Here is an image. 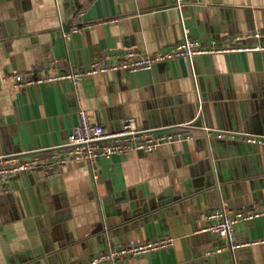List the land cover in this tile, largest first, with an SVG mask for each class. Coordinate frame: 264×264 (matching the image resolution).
Here are the masks:
<instances>
[{
    "label": "crops",
    "instance_id": "1",
    "mask_svg": "<svg viewBox=\"0 0 264 264\" xmlns=\"http://www.w3.org/2000/svg\"><path fill=\"white\" fill-rule=\"evenodd\" d=\"M184 28L204 42L264 43V0H0V153L49 159L67 147L80 109L110 130L128 118L142 129L197 123L189 141L100 157L93 170L69 161L12 177L0 186V264H73L162 235L174 244L116 264H264V216L236 225L235 243L260 242L248 247L215 252L225 238L203 231L216 209H264V146L239 139L264 138V52L79 83L18 88L10 77L54 61L83 69L107 52L169 49ZM204 126L236 139L209 137Z\"/></svg>",
    "mask_w": 264,
    "mask_h": 264
},
{
    "label": "built area",
    "instance_id": "2",
    "mask_svg": "<svg viewBox=\"0 0 264 264\" xmlns=\"http://www.w3.org/2000/svg\"><path fill=\"white\" fill-rule=\"evenodd\" d=\"M176 3L178 7H181L184 0H176ZM84 28L74 27V31L79 32ZM261 36L260 32L253 34V37L257 39ZM235 40L237 44L232 43L231 45H220L216 39L204 42L192 37L189 30L184 28L182 39L169 49L150 53L138 50L107 52L83 69L69 67L66 70H61L60 61H54L52 66L42 72H15L10 77L14 79L18 88L66 80L79 83L82 79L113 71H126L129 73L143 70L150 71L158 63L175 59H187L192 62L193 59L205 55L264 52V43L241 44L239 43L241 37H237ZM78 115L79 122L69 136L67 147L56 149L47 160L37 154L21 157L0 153V186H4L12 177L21 173L37 169H44L53 173L69 161L88 164L93 170L95 160L100 157L110 158L114 154L130 151L147 153L158 149L164 144L189 141L194 137L192 127L195 120L183 123L175 130L165 128L158 130L142 129L134 119L128 118L123 121L120 129L110 130L102 124L92 122L89 113L85 109H80ZM202 129L205 135L209 137L236 139L234 133H228L222 129L209 126H204ZM239 139L248 144L264 146V138L262 137L245 134ZM94 178H97V176L94 175ZM261 216H264V209L230 210L222 207L209 213L207 218L210 221L203 228V231L225 238V246L217 248L215 252L221 253L228 248L235 250L248 247L260 242L235 243V227L239 223L250 222ZM174 242L175 240L170 235H162L145 241L130 240L123 247L109 248L107 251L73 264H116L119 258H136L151 251L167 249Z\"/></svg>",
    "mask_w": 264,
    "mask_h": 264
},
{
    "label": "water",
    "instance_id": "3",
    "mask_svg": "<svg viewBox=\"0 0 264 264\" xmlns=\"http://www.w3.org/2000/svg\"><path fill=\"white\" fill-rule=\"evenodd\" d=\"M196 124H197V123H196V122H194V125H196ZM236 256H237V255H236ZM236 256H235V257H236Z\"/></svg>",
    "mask_w": 264,
    "mask_h": 264
},
{
    "label": "trees",
    "instance_id": "4",
    "mask_svg": "<svg viewBox=\"0 0 264 264\" xmlns=\"http://www.w3.org/2000/svg\"><path fill=\"white\" fill-rule=\"evenodd\" d=\"M192 129H194V128L192 127Z\"/></svg>",
    "mask_w": 264,
    "mask_h": 264
}]
</instances>
